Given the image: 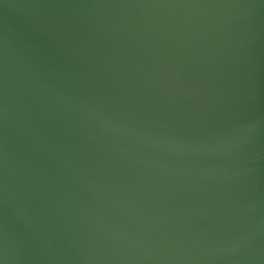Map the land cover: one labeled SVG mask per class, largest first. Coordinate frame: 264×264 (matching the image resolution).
<instances>
[{"label":"water","instance_id":"water-1","mask_svg":"<svg viewBox=\"0 0 264 264\" xmlns=\"http://www.w3.org/2000/svg\"><path fill=\"white\" fill-rule=\"evenodd\" d=\"M0 264H264V0H0Z\"/></svg>","mask_w":264,"mask_h":264}]
</instances>
